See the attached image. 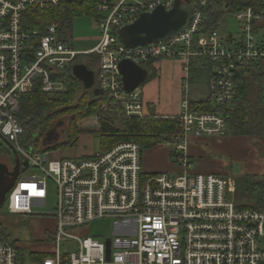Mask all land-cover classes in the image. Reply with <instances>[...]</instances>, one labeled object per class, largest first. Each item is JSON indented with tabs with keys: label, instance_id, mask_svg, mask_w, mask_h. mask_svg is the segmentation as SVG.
Masks as SVG:
<instances>
[{
	"label": "built area",
	"instance_id": "obj_1",
	"mask_svg": "<svg viewBox=\"0 0 264 264\" xmlns=\"http://www.w3.org/2000/svg\"><path fill=\"white\" fill-rule=\"evenodd\" d=\"M257 1V0H255ZM176 0H100L96 20L101 37L92 49L75 48L63 39L56 24L45 29L25 26L31 9H54L61 0H0V154L10 143L29 168L21 172L7 195L11 214H41L47 181L58 188L52 216L51 244L40 260H33L7 236L0 235V264H264V210L241 207L236 179L228 174L196 173L188 154L193 140L231 133L223 110L236 101L239 73L264 61V17L252 7L235 13L240 33L222 35L217 28L201 33L207 0H194L193 18L182 33L159 43L127 47L120 29L141 13ZM99 54L100 87L119 100L129 116H144L140 89L127 93L118 72L123 59L141 66L158 60L179 61L186 71L182 103L172 116L177 129L166 141L180 167L174 173L147 172L143 149L135 141H121L110 149L80 158L51 160L37 149H22L24 129L18 119L22 95L41 87L55 92L64 85L67 68L80 55ZM210 62L211 110L191 108L190 70L195 61ZM18 151V152H17ZM0 160L2 158L0 156ZM45 214V213H44ZM117 222L104 241L91 236L97 219ZM109 241V242H108Z\"/></svg>",
	"mask_w": 264,
	"mask_h": 264
},
{
	"label": "trees",
	"instance_id": "obj_2",
	"mask_svg": "<svg viewBox=\"0 0 264 264\" xmlns=\"http://www.w3.org/2000/svg\"><path fill=\"white\" fill-rule=\"evenodd\" d=\"M185 1L192 4L194 0ZM99 3L100 0H84L82 3L61 0V4L54 9L27 11L24 25L45 29L51 24H56L62 38L68 41L72 37L75 17L88 15L94 20L102 17L98 10ZM246 7H252L257 14L264 17V0H207L200 32L217 28L227 16ZM258 26L264 28V19ZM100 59L101 56L96 53L78 56L65 72L63 78L66 87L62 91L44 92L41 87H36L22 95L17 116L24 129L20 142L25 148L40 149L47 153L55 151L54 149L76 147L80 134L78 122L92 116L98 120L101 152L121 141L138 142L144 151L159 145L161 135L176 131L177 122L174 118L154 112L142 117L129 116L122 103L110 92L103 90L98 82L94 87L86 88L74 75L73 66L77 63L85 64L95 71L98 80ZM206 62L210 65V62ZM196 66L194 65L195 69H192L195 74L193 80L200 77L196 73ZM144 67L150 68L149 65ZM236 88L234 106L223 110L231 134L254 139L253 142H257L255 140L258 139L264 141V61L254 62L239 73ZM191 108L211 110L212 104L208 98H202L192 101ZM64 119L68 121L66 141L60 144L53 143L51 146L44 143L53 125ZM236 179L238 183L236 195L240 206L264 210V172L262 174L245 172ZM0 235L7 234L5 230H0ZM32 253L39 254L42 258L46 255L45 252Z\"/></svg>",
	"mask_w": 264,
	"mask_h": 264
},
{
	"label": "rangeland",
	"instance_id": "obj_3",
	"mask_svg": "<svg viewBox=\"0 0 264 264\" xmlns=\"http://www.w3.org/2000/svg\"><path fill=\"white\" fill-rule=\"evenodd\" d=\"M220 25L221 24H219L217 29L222 35H224L226 32H231L233 34L240 33L239 22L234 14L230 15L224 21V24L221 29L219 28ZM100 37L101 32L92 17L88 15H78L77 17H75L72 28V39L75 48L86 49L92 47L97 43V39L99 40ZM193 68L194 65L192 66L191 70ZM166 69L168 70V72L164 73L163 80L166 82L168 79V82L170 83V66H166ZM197 82L198 83H195L193 85L194 87L192 89V96L195 99L199 98V94H201V91L198 90V85H200L201 90L205 94V96L209 94V82L207 78L203 77L201 80H197ZM65 87L66 84L60 86V90L58 91L64 90ZM141 87H143V85ZM155 108L156 104L154 105V110ZM179 108V102L177 101V105L174 109L178 111ZM157 111L158 110H156V112ZM150 113L147 110L146 114ZM67 122V119H64L60 122H56L53 125L52 130L50 131L52 139L49 141V146L53 145V143L60 144L61 142L66 141L67 138L65 131L67 129ZM78 125L80 129V134L78 136L77 146L67 147L65 149H54L55 151L47 152L51 160H59L63 158H80L96 154L101 151V137L98 133L97 117L92 116L82 119L78 122ZM170 135L171 133L161 135V142L159 143V145L155 146L154 148L144 150L143 155L145 157V160H148L146 161L147 166L149 162H154V160H156L158 157L159 165L165 164V167H163V169L161 170H167L169 160L167 159L166 154L167 151L171 149V145L166 141V139L170 138ZM228 135L232 134L229 133ZM253 140H246L247 144H251L252 146L251 157H249L248 155L245 158H240L239 156H233L229 153L227 154L226 151L217 150V148H213V150L211 149L209 150V152L206 153L204 159H213L219 161L223 165L225 173L233 176L236 179V177L240 176L241 174L249 172L248 170H246V166L249 165V162H257V159H255L256 156H258L257 158L260 160L263 158L264 141L258 139L255 140L257 142H253ZM19 146L22 149H27L21 144V142L19 143ZM16 154L17 153H15V151L11 149L9 145H7L6 143L3 144V150L0 154L2 162L7 163L8 165L11 163L14 166ZM171 156L173 158L172 151ZM13 166H10V168L12 169ZM146 168H149V166ZM148 170H150V168ZM237 184L238 183L236 179V191L238 188ZM47 185L48 196L44 204L41 206H32V209L34 211L40 212L41 214H11L8 213V211L6 210V203L0 209V230H5L7 234L6 236L9 239L15 241L18 245H20L23 249L24 254H31V257H29V259L32 258L33 260H40L42 257H39V254L32 253V250H49L51 248L50 242L45 238L46 232L54 231V229L56 228V219L52 216V213L56 208L58 200V188L56 182L51 178L47 181ZM235 196L236 200L239 202L236 192ZM116 225L117 222L111 218L97 219L89 224L88 231L91 236H94L100 241H104V238L112 236L115 233Z\"/></svg>",
	"mask_w": 264,
	"mask_h": 264
},
{
	"label": "crops",
	"instance_id": "obj_4",
	"mask_svg": "<svg viewBox=\"0 0 264 264\" xmlns=\"http://www.w3.org/2000/svg\"><path fill=\"white\" fill-rule=\"evenodd\" d=\"M229 16H227L226 19ZM225 20H223L220 23L221 24L219 27L220 29L222 28ZM94 21L96 22V20ZM225 34H233V33L226 32ZM99 40L97 39V43L99 42ZM97 43L94 46L86 48V49L94 48L97 45ZM86 49H79V50H86ZM168 65L170 66V76H169L171 78L170 83L168 82V79L166 82L163 80L164 73L168 72V70L166 69V66ZM193 65H197L196 73H198V75L200 76L196 78L195 80H193L195 74L194 73L192 74V70H190L191 98H192V101H197L199 99L206 98L209 94L205 96V94L201 90L200 85H198L199 86L198 90L201 91V94H199L200 95L199 98H196V99L193 98L192 96V89L194 87L193 85L195 83H198L197 80L199 79L201 80L203 77H206L209 82L210 76H211V70H210L211 64L209 65L206 61L200 60V61H195L192 64V66ZM148 71H149L150 77L143 84V87L139 88L141 92L142 100L146 108V112L148 110L149 113L154 112L156 114H160L163 116H169V117L178 115L182 108L181 106V103H182L181 86H182V82L184 78L186 77V71L183 67V64L179 61L158 60L156 61L155 64L150 65V68L148 69ZM96 82L99 83V77H98V80H96ZM177 101L179 102V106H180L178 111L174 109L177 105ZM155 104H156V108L154 110ZM156 110L158 111L156 112ZM248 139H249L248 137H244V136L226 135L223 137H206V138L193 140L188 149V154L193 163V170L196 173L226 174L223 168V165L219 161L213 160V159L212 160L204 159L206 153L209 152V150L211 149L213 150V148L214 149L217 148V150L226 151L227 154L229 153V154H232L233 156H239L240 158H245L248 155L249 157H251L252 146L251 144H247L246 140ZM166 157L169 160L167 170H161L163 169V167H165V164L159 165L158 157L156 160H154V162L148 163V166L150 170L152 171L148 170L149 168H146L148 167L146 164V161L148 160H145L144 155H143V168L147 172H153V171L157 172L158 171V172L174 173V172L179 171L180 167L173 161V158L171 156V149L167 151ZM257 157L258 156H256L255 158L257 159V162H254V161L249 162V165L246 166L247 167L246 170H248L250 173L262 174L264 172V158L260 160ZM47 233L48 231L46 232V234Z\"/></svg>",
	"mask_w": 264,
	"mask_h": 264
},
{
	"label": "water",
	"instance_id": "obj_5",
	"mask_svg": "<svg viewBox=\"0 0 264 264\" xmlns=\"http://www.w3.org/2000/svg\"><path fill=\"white\" fill-rule=\"evenodd\" d=\"M67 1L82 3L84 0ZM192 18L193 9L191 5L185 0H176L171 9L165 5H159L152 11L141 13L135 21L120 29L119 36L122 43L127 47L159 43L184 32L190 26ZM118 72L127 93L139 89L149 78L148 69L131 59L121 60L118 64ZM73 73L86 88L94 87L96 82L94 70L89 69L83 63H77L73 66ZM51 139V135H47L44 143L48 144ZM8 145L15 151L10 143ZM29 166V161L21 160L17 154L12 169L7 163L0 161V209L21 172L26 171Z\"/></svg>",
	"mask_w": 264,
	"mask_h": 264
},
{
	"label": "flooded vegetation",
	"instance_id": "obj_6",
	"mask_svg": "<svg viewBox=\"0 0 264 264\" xmlns=\"http://www.w3.org/2000/svg\"><path fill=\"white\" fill-rule=\"evenodd\" d=\"M14 165H15V164H14ZM9 166H13V164L10 163ZM13 167H14V166H13Z\"/></svg>",
	"mask_w": 264,
	"mask_h": 264
}]
</instances>
